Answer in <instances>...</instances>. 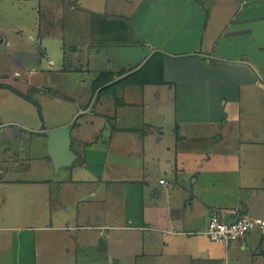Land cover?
<instances>
[{"label":"crops","instance_id":"1","mask_svg":"<svg viewBox=\"0 0 264 264\" xmlns=\"http://www.w3.org/2000/svg\"><path fill=\"white\" fill-rule=\"evenodd\" d=\"M215 209L264 218V0H0V264H264Z\"/></svg>","mask_w":264,"mask_h":264},{"label":"built area","instance_id":"2","mask_svg":"<svg viewBox=\"0 0 264 264\" xmlns=\"http://www.w3.org/2000/svg\"><path fill=\"white\" fill-rule=\"evenodd\" d=\"M255 231H258L264 237V218L254 220L240 216L229 221L219 212L213 211L205 234L210 240L227 245L246 238Z\"/></svg>","mask_w":264,"mask_h":264},{"label":"water","instance_id":"3","mask_svg":"<svg viewBox=\"0 0 264 264\" xmlns=\"http://www.w3.org/2000/svg\"><path fill=\"white\" fill-rule=\"evenodd\" d=\"M72 124L45 130L48 137V154L52 159L53 171L58 172L62 167L71 166L77 155L71 146Z\"/></svg>","mask_w":264,"mask_h":264},{"label":"rangeland","instance_id":"4","mask_svg":"<svg viewBox=\"0 0 264 264\" xmlns=\"http://www.w3.org/2000/svg\"><path fill=\"white\" fill-rule=\"evenodd\" d=\"M147 68V67H146ZM155 76H157V73L155 74ZM96 96H97V93H95V96H94V99H96ZM213 211H217L219 212L218 210H213ZM212 211V212H213ZM221 214V212H219ZM210 219V218H209ZM206 232V231H205ZM1 233V232H0ZM39 233V232H38ZM39 234H42V235H47V238L51 239V240H55V244H56V240H59L58 238L61 236V235H58V232L55 231V230H49V229H44L42 231H40ZM210 239V238H209ZM216 242V241H215Z\"/></svg>","mask_w":264,"mask_h":264}]
</instances>
